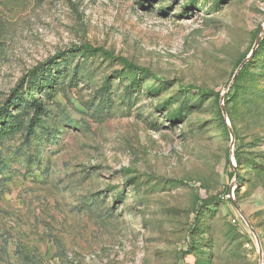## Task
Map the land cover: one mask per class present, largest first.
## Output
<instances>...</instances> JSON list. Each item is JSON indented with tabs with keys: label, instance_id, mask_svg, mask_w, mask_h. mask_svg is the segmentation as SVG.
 <instances>
[{
	"label": "rangeland",
	"instance_id": "rangeland-1",
	"mask_svg": "<svg viewBox=\"0 0 264 264\" xmlns=\"http://www.w3.org/2000/svg\"><path fill=\"white\" fill-rule=\"evenodd\" d=\"M83 46L155 79L126 91ZM67 57L77 81L36 97L43 127L0 143V264H264V0H0V109ZM196 90L228 95L231 150Z\"/></svg>",
	"mask_w": 264,
	"mask_h": 264
},
{
	"label": "trees",
	"instance_id": "trees-1",
	"mask_svg": "<svg viewBox=\"0 0 264 264\" xmlns=\"http://www.w3.org/2000/svg\"><path fill=\"white\" fill-rule=\"evenodd\" d=\"M81 50L83 55L101 54L109 59L118 60L124 66V70H122L124 72L116 74L115 79L119 83L123 81L126 82V91H133L135 88H138V84L141 81H149L146 80L147 77L155 79L146 69L135 66L124 58H115L110 52L102 48L83 46ZM59 66H63L62 70L57 69ZM36 70L39 71H37V73L35 74H33V71H31L30 75L28 76L29 78L25 82H21L20 84H18L16 88L12 90L13 96L9 99L8 104H5L4 107L0 109V143L18 132H23L25 133V135L29 136L35 135V129L43 127V118L48 112V110L41 104V101L39 102V98L36 97L40 96V100L44 99L49 104V102L52 101L53 97L57 93L63 91L67 80L68 84L77 81V67H74L72 69L70 68V59L68 57L59 60L58 62L54 60L53 62H51V64L47 65L45 69L39 67L36 68ZM247 77L248 63H246L237 73L235 79L230 85L229 92H239V84L248 81V79H246ZM105 83L108 82L106 81ZM194 90V87H190L188 88V93ZM149 92L157 96L158 90L151 89L149 90ZM196 92L201 95H206L210 99H213V102H216V104L220 99L217 93L203 92L202 90H196ZM99 93L101 95L99 101H101V97L109 94L108 87L100 89ZM227 96L224 97L223 101L226 113ZM11 108L13 109V111H10ZM165 110L168 112L167 119H169L172 123H175L182 119L181 113L184 111V109H182L181 107L178 109L174 108L169 111L166 107ZM12 112H14L15 115H12ZM30 115L31 118L29 117ZM221 115L222 113L218 109V116H220L219 123L222 129L227 130L224 119L221 118ZM235 160L236 166H240V157L238 155L235 156ZM208 208V206H205L203 209L204 211H207ZM198 213L199 215H202L200 214L202 213V211H199Z\"/></svg>",
	"mask_w": 264,
	"mask_h": 264
},
{
	"label": "water",
	"instance_id": "water-1",
	"mask_svg": "<svg viewBox=\"0 0 264 264\" xmlns=\"http://www.w3.org/2000/svg\"><path fill=\"white\" fill-rule=\"evenodd\" d=\"M258 42H259V36L257 37L256 41H255V44L253 45L252 47V50L250 52V54L247 56V58H245L241 63L240 65L238 66L236 72L234 73L233 77H232V81L235 79L237 73L239 72V70L248 62L249 58L253 55L257 45H258ZM223 100H224V95L220 96V110H221V113L223 116L226 115V112H225V108H224V104H223ZM228 128V131L230 132V136H231V141H230V150L233 148V144H234V140H233V133H232V130ZM232 168L234 169L235 168V165L232 166ZM237 178V174L235 173V179ZM232 196V193L231 191H229V196L228 198L231 199V203L232 205L235 207V209L239 212V209L238 207L236 206V204L234 203V200L231 198ZM246 222V221H245ZM247 226L249 228V230L252 232V234L254 235L255 239H256V242H257V246L259 247V241H258V238H257V235H256V232L254 231V229L249 225V223H247ZM259 263L262 264V256H261V250H259Z\"/></svg>",
	"mask_w": 264,
	"mask_h": 264
}]
</instances>
